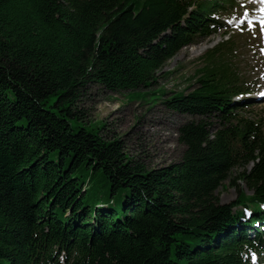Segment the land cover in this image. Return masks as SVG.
Returning <instances> with one entry per match:
<instances>
[{"label":"trees","instance_id":"obj_1","mask_svg":"<svg viewBox=\"0 0 264 264\" xmlns=\"http://www.w3.org/2000/svg\"><path fill=\"white\" fill-rule=\"evenodd\" d=\"M239 5L0 0V264H252L264 247L263 124L243 118L234 98L247 90L215 57L223 46L190 93L149 99L189 117L177 163L146 168L78 109L90 85L150 89ZM226 181L237 197L223 205Z\"/></svg>","mask_w":264,"mask_h":264},{"label":"rangeland","instance_id":"obj_2","mask_svg":"<svg viewBox=\"0 0 264 264\" xmlns=\"http://www.w3.org/2000/svg\"><path fill=\"white\" fill-rule=\"evenodd\" d=\"M245 13L241 11L237 17ZM224 25L215 35L180 50L158 71L155 85L142 91L161 92L162 97L156 94L141 99L142 92L115 94L99 85H90L78 103L84 122L104 125L101 136L106 140L119 138L128 156L148 169L179 162L185 148L178 140V129L189 117L174 113L160 101L153 105L149 99L159 97L163 101L175 93H190L195 88L197 72L206 64V52L223 46L215 57L230 64L237 81L247 90L242 98L247 107L241 114L249 121H260L264 135V36L259 31L234 34L227 29L225 21ZM242 171V168L234 169L230 180ZM236 184L250 195L243 184ZM216 196L221 204H229L237 197V187L226 181Z\"/></svg>","mask_w":264,"mask_h":264},{"label":"snow or ice","instance_id":"obj_3","mask_svg":"<svg viewBox=\"0 0 264 264\" xmlns=\"http://www.w3.org/2000/svg\"><path fill=\"white\" fill-rule=\"evenodd\" d=\"M260 2L264 4V0H260ZM260 11L264 13V7H262ZM261 24L264 25V18L261 19ZM261 32L264 33V28H261ZM262 95H264V93H262ZM253 259H255V256H253Z\"/></svg>","mask_w":264,"mask_h":264}]
</instances>
